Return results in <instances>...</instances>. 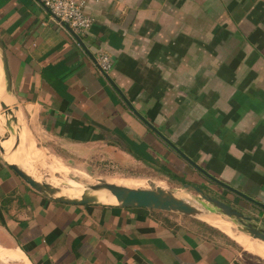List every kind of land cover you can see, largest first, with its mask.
Here are the masks:
<instances>
[{"label":"crops","instance_id":"1","mask_svg":"<svg viewBox=\"0 0 264 264\" xmlns=\"http://www.w3.org/2000/svg\"><path fill=\"white\" fill-rule=\"evenodd\" d=\"M86 11L95 18L80 34L90 54L37 0H0L19 142L29 140L25 117L72 157L157 171L161 162L209 181L125 102L97 64L106 53L108 74L143 116L264 202V0H87ZM2 126L0 145L19 156ZM199 219L209 225L146 207L61 203L0 157V229L31 264H264L255 238L224 218L227 227Z\"/></svg>","mask_w":264,"mask_h":264},{"label":"water","instance_id":"2","mask_svg":"<svg viewBox=\"0 0 264 264\" xmlns=\"http://www.w3.org/2000/svg\"><path fill=\"white\" fill-rule=\"evenodd\" d=\"M68 30L77 39V41L82 45V47L88 50L87 46L83 42L81 36L77 34L73 29L67 26ZM0 61L2 63L4 80H5V90L11 94L13 101L15 100L14 87H13V76L9 66L8 55L6 52L5 43L2 39L0 33ZM107 78L113 84V86L120 92L125 102L131 107L136 115H138L146 124H148L152 129H154L159 137H161L168 145H170L180 156L192 164L198 171H200L205 177L222 185L226 189L240 195L241 197L254 202L264 209V202L257 200L255 197L249 195L248 193L238 189L237 187L231 185L230 183L220 179L212 172L208 171L205 167L200 165L197 161L191 158L187 153H185L181 148H179L175 143L171 141L164 133H162L157 127L153 125L145 116L140 113L135 106L129 101V99L124 95V93L119 89L116 83L111 79L108 73H105ZM0 104L5 111L6 117H13L15 122H18V117L16 112L20 111V104H15L11 106L5 101H0ZM7 126L11 131L13 130L10 119H7ZM11 135L9 136V138ZM4 149L0 147V157L13 171L17 173L30 187L34 190L42 193L50 199L55 201L65 203V204H101L107 203L100 201L97 193L101 191H108L112 195H115L118 204L124 207H146L150 209H157L162 211H169L174 213L183 214L189 217H195L199 219V215L204 213H212L226 217L228 220L232 221L235 225L234 229L244 232L251 236L252 238L259 239L264 242V221L260 218L254 219L251 214H246L244 211H240L234 208L231 204L226 203L217 197L215 194H204L202 188L197 185L184 182V187L189 188L193 186L196 191H198L203 199L199 200V204H195L182 197L175 188H167L163 186H156L151 188L144 187H130L126 185L117 184L115 182H109L106 180H100L99 183L90 185L88 189L84 190L82 195L77 197H69L66 195H58V193L63 192V189H58L50 182L42 181L32 175L30 172L25 170L23 167L8 162L4 155ZM200 220V219H199ZM202 221V220H201ZM204 222V221H202ZM206 223V222H204ZM208 224V223H206ZM209 225V224H208ZM211 226V225H210ZM213 227V226H212ZM215 228V227H214ZM219 230V229H218ZM222 232V231H221ZM225 234V233H224ZM228 236V235H227ZM231 238V237H230ZM15 249V248H13ZM26 257V256H25ZM27 261L28 258L26 257ZM31 264V263H30Z\"/></svg>","mask_w":264,"mask_h":264},{"label":"rangeland","instance_id":"3","mask_svg":"<svg viewBox=\"0 0 264 264\" xmlns=\"http://www.w3.org/2000/svg\"><path fill=\"white\" fill-rule=\"evenodd\" d=\"M15 104H17L16 100H14L10 105L13 106ZM16 114H18V111ZM0 117L2 118H0V124H3V137L5 139L11 135L10 140H13L11 150L15 149L18 155L21 156V167L30 172L36 178L42 181L50 182L61 189L71 190L78 188L76 190L82 189V191H84L88 189L90 185L99 183L100 180L114 182L121 179L123 180V178H137L138 180H145L138 184V187L144 188L162 186L163 182H166L168 185L167 188H175V190L182 197L195 204H199V200L203 198L193 186L185 188L183 185L184 182L199 186L203 189L204 194L215 193L219 195L220 192H226L211 180L199 181L200 178H198L197 183L185 179L182 181L175 180L171 182L165 177H162L163 173L154 169H146L145 167L130 169L124 168L122 165H117L114 161L108 159H79L77 157H72L61 145L53 142L52 139L45 137L43 134H40L39 130L37 128H33L31 123L25 117L24 124L27 127V133L29 134L30 141L28 140L27 145L23 146V144L19 142V131L20 128H22V123L19 118L18 122H15L12 116H9V118L6 117L1 104ZM7 119H10L13 128L12 131L7 126ZM60 163L64 165V167H58ZM70 180L77 182L78 186H75V182ZM233 184L235 185V182L231 185ZM242 191L250 194V192L246 189H243ZM228 196L229 198L234 199L233 194L229 193ZM251 196L254 197V195ZM236 201L237 200L234 199L232 201L233 204H236ZM249 205L251 204H243V206L246 207V209L244 208L246 210V214H256L261 216V212L257 208L254 207L251 209ZM190 219L194 221H201L195 217H190ZM6 236L5 231L0 229V264H30L20 249H13L15 248L14 245L10 240H8V238H6Z\"/></svg>","mask_w":264,"mask_h":264},{"label":"built area","instance_id":"4","mask_svg":"<svg viewBox=\"0 0 264 264\" xmlns=\"http://www.w3.org/2000/svg\"><path fill=\"white\" fill-rule=\"evenodd\" d=\"M37 1L50 10L52 19L57 21L59 25L66 28L69 26L79 35L89 30L95 21V18L86 11L87 0ZM97 64L104 74L109 73L113 68V61L106 53L98 57Z\"/></svg>","mask_w":264,"mask_h":264},{"label":"bare ground","instance_id":"5","mask_svg":"<svg viewBox=\"0 0 264 264\" xmlns=\"http://www.w3.org/2000/svg\"><path fill=\"white\" fill-rule=\"evenodd\" d=\"M1 99H2V101H5L8 105L9 104H11L12 102H13V97L11 96V94L10 93H8L6 90H5V80H4V73H3V68H2V63H1V61H0V101H1ZM20 122L22 123V121L20 120ZM22 127H23V125H22ZM3 129V128H2ZM21 129L22 128H20V131H19V138H20V132H21ZM3 131V130H2ZM4 142V141H3ZM13 144V143H12ZM22 144V143H21ZM27 145V142H24L23 143V146H26ZM0 147H3V144L2 145H0ZM12 147V146H11ZM3 149H4V147H3ZM35 150V149H34ZM4 153L6 154L5 156H7L8 158H10L11 156L10 155H8L7 153H6V150L4 149ZM13 152H11L10 154H12ZM15 154H17V153H15ZM20 157V158H19ZM8 162H10V163H15V164H17V165H19V166H21L20 165V163H21V161H22V158H21V156L19 155V156H15V157H11L10 159H7V158H5ZM125 183H123V185H124ZM126 185V184H125ZM55 186V185H54ZM57 187V186H56ZM58 189H61V188H59V187H57ZM76 189H78V188H76ZM76 189H71V190H66V189H63V192H61V193H58V195H66V196H69V197H77V198H79L81 195H82V193L84 192V191H82V189H79V190H76ZM97 195H98V198H99V196H100V201H103V202H107V203H118V200H117V198H116V196L115 195H112L110 192H108V191H101V192H98L97 193ZM198 217H200V218H203V219H207V220H209L210 222H212V223H215V224H217V225H219V226H222V227H227L228 226V224L226 223V221L225 220H228L226 217H223V216H221V215H217V214H212V213H204V214H202V215H199ZM222 218H224L225 220H223ZM230 221V220H229ZM232 224H233V222L232 221H230ZM246 234V233H245ZM246 236H248V238H252L251 236H249L248 234H246ZM247 239V238H246ZM244 240V239H243ZM247 241V240H246ZM249 241V240H248ZM255 242H256V247H258V249L261 251V252H263L264 253V242L263 241H261V240H258V239H256L255 240ZM248 243V242H247ZM245 245H246V243H245Z\"/></svg>","mask_w":264,"mask_h":264},{"label":"flooded vegetation","instance_id":"6","mask_svg":"<svg viewBox=\"0 0 264 264\" xmlns=\"http://www.w3.org/2000/svg\"><path fill=\"white\" fill-rule=\"evenodd\" d=\"M210 180V179H209ZM212 181V180H211ZM215 183V182H214ZM217 184V183H216ZM217 185H219L224 191H226V192H220L219 193V195H217V194H215L217 197H220L221 198V200H223V201H225L226 203H229V204H231L234 208H237L238 210H240V211H246L245 209H246V207L245 206H243V204H245V203H250L251 204V206L249 205V207L252 209V208H257L260 212H263L264 211V209L262 208V207H260L259 205H257V204H255L254 202H252V201H250V200H247V199H245V198H243V197H241L240 195H238V194H236V193H234V192H232V191H230V190H228V189H226L225 187H223L222 185H220V184H217ZM222 190V191H223ZM224 193H226V194H224ZM229 193H232L233 194V197H234V199H236L237 201H236V204H233V200L234 199H231V198H229V196H228V194ZM242 202V203H241ZM245 208V209H244ZM248 211V210H247ZM253 216H254V219H257V218H260L261 220H263L264 221V218H263V215L262 216H259V215H254V214H252Z\"/></svg>","mask_w":264,"mask_h":264},{"label":"trees","instance_id":"7","mask_svg":"<svg viewBox=\"0 0 264 264\" xmlns=\"http://www.w3.org/2000/svg\"><path fill=\"white\" fill-rule=\"evenodd\" d=\"M158 164V163H157ZM158 167L160 168V172L165 174L166 176H169L172 180H183V178H187V175L184 176L183 173L178 171L175 168H169L168 166L162 164L159 162Z\"/></svg>","mask_w":264,"mask_h":264}]
</instances>
